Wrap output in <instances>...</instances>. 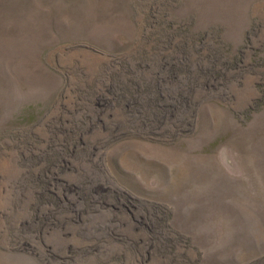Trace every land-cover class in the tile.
Returning a JSON list of instances; mask_svg holds the SVG:
<instances>
[{"label":"rangeland","instance_id":"374dc122","mask_svg":"<svg viewBox=\"0 0 264 264\" xmlns=\"http://www.w3.org/2000/svg\"><path fill=\"white\" fill-rule=\"evenodd\" d=\"M0 264H264V0H0Z\"/></svg>","mask_w":264,"mask_h":264}]
</instances>
